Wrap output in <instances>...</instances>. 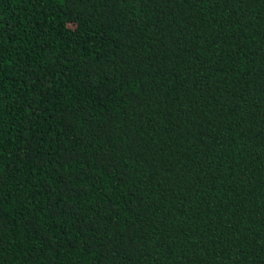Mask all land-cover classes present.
<instances>
[{
  "label": "trees",
  "instance_id": "1",
  "mask_svg": "<svg viewBox=\"0 0 264 264\" xmlns=\"http://www.w3.org/2000/svg\"><path fill=\"white\" fill-rule=\"evenodd\" d=\"M0 264H264V0H0Z\"/></svg>",
  "mask_w": 264,
  "mask_h": 264
}]
</instances>
